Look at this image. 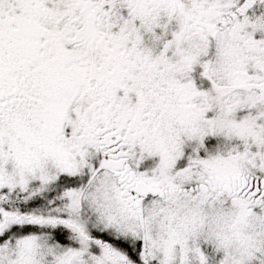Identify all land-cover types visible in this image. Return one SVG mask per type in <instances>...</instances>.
<instances>
[{
	"label": "snow or ice",
	"instance_id": "6c2138e0",
	"mask_svg": "<svg viewBox=\"0 0 264 264\" xmlns=\"http://www.w3.org/2000/svg\"><path fill=\"white\" fill-rule=\"evenodd\" d=\"M0 264H264V0H0Z\"/></svg>",
	"mask_w": 264,
	"mask_h": 264
}]
</instances>
